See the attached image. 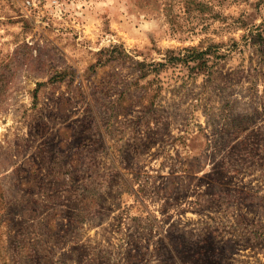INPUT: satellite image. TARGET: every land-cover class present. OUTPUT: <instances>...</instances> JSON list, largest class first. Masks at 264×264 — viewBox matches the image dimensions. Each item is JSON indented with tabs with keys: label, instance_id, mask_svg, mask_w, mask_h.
<instances>
[{
	"label": "rangeland",
	"instance_id": "1",
	"mask_svg": "<svg viewBox=\"0 0 264 264\" xmlns=\"http://www.w3.org/2000/svg\"><path fill=\"white\" fill-rule=\"evenodd\" d=\"M0 264H264V0H0Z\"/></svg>",
	"mask_w": 264,
	"mask_h": 264
},
{
	"label": "trees",
	"instance_id": "2",
	"mask_svg": "<svg viewBox=\"0 0 264 264\" xmlns=\"http://www.w3.org/2000/svg\"><path fill=\"white\" fill-rule=\"evenodd\" d=\"M192 50H194V52L192 51L191 58H200V59H202V56L204 54L202 51H196V48H193Z\"/></svg>",
	"mask_w": 264,
	"mask_h": 264
}]
</instances>
